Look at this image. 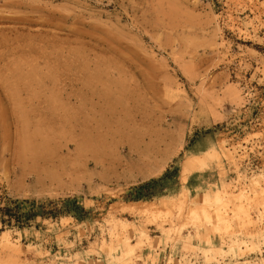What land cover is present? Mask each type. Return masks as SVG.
<instances>
[{
    "label": "rangeland",
    "instance_id": "1",
    "mask_svg": "<svg viewBox=\"0 0 264 264\" xmlns=\"http://www.w3.org/2000/svg\"><path fill=\"white\" fill-rule=\"evenodd\" d=\"M5 198L0 264H264V0H0Z\"/></svg>",
    "mask_w": 264,
    "mask_h": 264
},
{
    "label": "bare ground",
    "instance_id": "2",
    "mask_svg": "<svg viewBox=\"0 0 264 264\" xmlns=\"http://www.w3.org/2000/svg\"><path fill=\"white\" fill-rule=\"evenodd\" d=\"M62 166V165H61ZM54 176V175H53ZM65 176V175H64ZM47 185V184H46ZM256 185V184H255ZM258 187V186H257ZM255 188H256V186H255ZM260 188V187H259ZM257 191H258V188H257ZM259 193V192H258ZM242 193H239L238 194V196L237 195H235L236 197H233L232 195V197L231 196H229V197H231L232 199L234 198V200L236 201V203H237V201H239L241 198L242 199H244L243 197V195H241ZM260 194H261V192H260ZM227 195V193H226V188H223L222 189V191L221 192H215L212 196L210 195V194H207V195H205L204 197H203V203L205 204V205H208L209 207L210 206H212L213 207V211H214V213L213 214H211L210 212H209V207H207V208H201V209H199V210H201L199 213L195 210L194 211V209H192V212H190V214H191V218H193V220L194 221H196L200 226L202 225H204V226H206V227H210V225L212 226V222H214V228L215 229H217V232H218V230H221V228L222 229H225V230H228V228L230 227V226H228V224H229V220H226L227 218H223L221 215H224V214H227V212H225L224 214H222V212L221 211H223L224 212V208H226L225 206L226 205H228L227 203H229V201H227V200H229L228 199V196H226ZM259 196V195H258ZM247 199V198H246ZM234 201V202H235ZM242 201V200H241ZM241 201H239L240 202V207H238V210H236V212H232L233 214V216H231L232 218H230V220L231 219H234L235 218V223L236 224H239L240 225V222L242 221L243 223L244 222H246V221H248V217L249 216H247V213L248 212H246V210L243 208V206H242V204H241ZM182 203H184L183 201H182ZM236 203H234V205L236 204ZM181 205V204H180ZM183 205V204H182ZM202 206H204V205H202ZM215 206H216V208H215ZM236 206H237V204H236ZM148 207V206H147ZM180 207V206H179ZM120 208V207H119ZM182 208V207H181ZM211 208V207H210ZM236 208V207H235ZM124 209V208H123ZM138 209V208H137ZM189 209H190V207L188 208V211H189ZM120 210V209H119ZM122 210V209H121ZM157 210V209H156ZM155 210V211H156ZM137 211V210H136ZM143 212H144V210H142ZM152 211V210H151ZM181 211H183V209L181 210ZM226 211V210H225ZM122 212V211H121ZM126 212V211H125ZM146 212V211H145ZM229 212V211H228ZM231 212V211H230ZM135 213V212H134ZM162 213V212H161ZM160 213V214H161ZM164 213V212H163ZM157 214V213H156ZM164 215V214H163ZM189 215V214H188ZM229 215V214H228ZM155 216V215H154ZM161 217V216H160ZM189 217V216H188ZM224 217H226V216H224ZM234 217V218H233ZM249 218H251V217H249ZM214 220V221H213ZM252 222V221H251ZM230 225V224H229ZM238 225V226H239ZM220 227V228H219ZM244 228H245V225H244ZM248 228V227H247ZM214 229V230H215ZM209 230V229H208ZM213 231V230H212ZM245 231V230H244ZM209 232V231H208ZM105 246V245H104ZM137 247H139V242H137V243H135V244H130L129 242H127L126 243V250L122 253V256L123 257H128V256H130V255H132L133 253H134V251H135V249L137 248ZM109 250H110V248H108ZM1 264H2V262H1ZM3 264H6V263H4V261H3Z\"/></svg>",
    "mask_w": 264,
    "mask_h": 264
},
{
    "label": "trees",
    "instance_id": "3",
    "mask_svg": "<svg viewBox=\"0 0 264 264\" xmlns=\"http://www.w3.org/2000/svg\"><path fill=\"white\" fill-rule=\"evenodd\" d=\"M26 203L27 202L12 201L5 198L3 203L4 206L0 207V217L3 218L2 223L10 225L14 222L19 228L25 225V222L29 220V215L21 213L19 206Z\"/></svg>",
    "mask_w": 264,
    "mask_h": 264
}]
</instances>
